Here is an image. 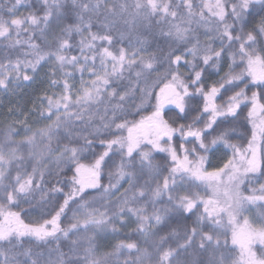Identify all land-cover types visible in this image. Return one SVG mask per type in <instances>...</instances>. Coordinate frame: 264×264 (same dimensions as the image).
<instances>
[{
  "label": "snow or ice",
  "instance_id": "snow-or-ice-1",
  "mask_svg": "<svg viewBox=\"0 0 264 264\" xmlns=\"http://www.w3.org/2000/svg\"><path fill=\"white\" fill-rule=\"evenodd\" d=\"M0 46L4 92L47 68L0 132V264H264V0H0Z\"/></svg>",
  "mask_w": 264,
  "mask_h": 264
},
{
  "label": "rangeland",
  "instance_id": "rangeland-1",
  "mask_svg": "<svg viewBox=\"0 0 264 264\" xmlns=\"http://www.w3.org/2000/svg\"><path fill=\"white\" fill-rule=\"evenodd\" d=\"M79 39L80 37L77 36L76 41L78 42ZM125 43H127V40H125ZM117 47H119V45H117ZM0 48H2V46H0ZM74 51L78 54L79 49L78 48L74 49ZM0 55H2V53H0ZM46 71H47V68L42 70L40 75L37 77L36 83L31 85L30 87L14 88V91L10 89L8 92H4L3 90H0V132L5 131L6 120H7V123L12 122L11 119H8L9 108H15L17 111L23 109L25 112H27V110L32 108L33 102L36 100L37 95L42 91V87L46 86L43 84V81L46 79L44 76V72ZM215 78L216 77H213V79ZM79 82H80L79 74H77V78H76L77 86H79ZM16 127H20V125L17 124ZM17 139L18 140L22 139V137H17ZM236 142L239 143V141H236ZM216 155L219 156V153H217ZM84 162L87 163L88 161L86 160ZM216 162H217L216 159L213 158V164H215ZM106 182H107V177H105V183ZM260 182H264V181H260ZM256 186L258 187L259 184H257ZM125 187H127V185H125ZM245 187H247V185ZM25 208L28 212L31 213L30 215L25 217L26 222L39 219V214L37 211L33 209H29L27 208V206H25ZM69 215H71V213H69ZM250 216L258 218L257 210L254 209L253 212L250 214ZM125 229L127 230V233L125 234V236H127L131 232V229L130 228H125ZM173 242H175V237L173 238ZM112 243L115 244L116 241L113 240ZM110 250H111L110 248L108 249L102 248L101 252L110 251Z\"/></svg>",
  "mask_w": 264,
  "mask_h": 264
},
{
  "label": "trees",
  "instance_id": "trees-1",
  "mask_svg": "<svg viewBox=\"0 0 264 264\" xmlns=\"http://www.w3.org/2000/svg\"><path fill=\"white\" fill-rule=\"evenodd\" d=\"M97 147L99 148V145H97ZM127 233L126 229H123L122 232L120 233L121 237H126L125 234Z\"/></svg>",
  "mask_w": 264,
  "mask_h": 264
}]
</instances>
